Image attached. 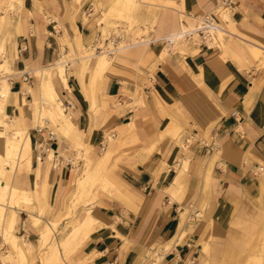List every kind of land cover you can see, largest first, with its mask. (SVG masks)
<instances>
[{
	"label": "crops",
	"instance_id": "crops-1",
	"mask_svg": "<svg viewBox=\"0 0 264 264\" xmlns=\"http://www.w3.org/2000/svg\"><path fill=\"white\" fill-rule=\"evenodd\" d=\"M203 13L213 18L214 40L163 53L175 36L198 34L201 20L193 19ZM118 15L131 17L143 37L124 32L111 55ZM5 32L12 93L5 111L14 128H27L31 147L10 181L28 201L7 210L6 227L26 264L41 247L61 249L87 215L93 222L61 264H264V0H20ZM62 52L72 54L68 88L54 69L65 62ZM101 54L106 65L94 79ZM43 69H52L71 119L68 130L51 119L57 137L48 144L70 157L83 145L92 166L106 158V189L74 212L83 158L80 170L50 167L52 149L36 158L35 142L48 131L37 130L45 123L37 110L45 106ZM35 205H47L46 214L32 212ZM18 209L27 238L15 234ZM196 210L200 217L190 218ZM4 243L14 252L6 262L21 264Z\"/></svg>",
	"mask_w": 264,
	"mask_h": 264
},
{
	"label": "bare ground",
	"instance_id": "bare-ground-1",
	"mask_svg": "<svg viewBox=\"0 0 264 264\" xmlns=\"http://www.w3.org/2000/svg\"><path fill=\"white\" fill-rule=\"evenodd\" d=\"M202 25H203L202 27H204V26H206V23H204V21H202ZM202 27H200V28H202ZM96 65H98L97 72L102 70L103 66L106 65V57L104 54L100 55L98 63L95 64L94 66H96ZM2 66H4V65L0 64V68ZM54 69L58 72V74H59V76L63 82V85H65V87L68 88L67 75L65 72L66 70L64 71V69H65L64 64L61 61H58L56 66L54 67ZM51 70L52 69H43L41 71L40 94H41V102L45 106H40V108L37 110H38V113L40 114V118H43V116H44L45 118H50L53 121H54L53 118H55L59 122L61 120L60 123H62V124H60L59 130H61V128L62 129L65 128L64 130H68L67 128H69L71 125V119H70L69 114H65L62 101L60 99L56 98L57 93L54 89V86L51 83V80H50V78L52 76ZM5 71L0 70V74L5 72ZM39 76H40V74H39ZM11 94L12 93L10 91V82L6 79H0V113H1L2 117H5V118H9V116H7L5 113V107H6V104L10 101ZM13 101H14V97H13ZM8 120L10 121V119H8ZM46 120L47 119H44V118L40 119V122H39L40 125L42 123H44ZM38 121H39V119H38ZM0 141L2 142V149H0V236L2 237V239L5 242H11L12 243V245L16 249L17 257L20 260L19 263L26 264V259H25V254H24L25 251H22L21 247L18 245V239L16 238V236H14L10 232V230L8 228L9 226L6 227V215H7L8 209L14 208L15 206H20V204H22V203H20V201L21 200L22 201L23 200L28 201V198L26 197V193L24 191L17 189L15 186H12L10 184V177H11L12 173H11V171H8V169H6V167L10 165V162H12V164L14 163L15 167H16V165L22 164L24 162L29 163L31 147H30V143H29L27 128L21 127L19 129H16V130L13 129V130L8 131L6 129V122H4L3 119L2 120L0 119ZM49 156L52 157L51 151H50ZM1 158H5L3 160V163L1 162ZM105 159H106L105 156L100 157L93 164L92 167L89 166L85 170L84 176L78 178V180H77L78 193H77V196L73 200L74 202H75V199H77L79 196L83 195L84 193L89 192L91 185L96 180L100 179L101 181H103L102 183L104 186L105 179L103 178V173H102L104 170L102 171V169H103L104 164H105ZM104 187H106V186H104ZM86 195L87 194H85V196ZM80 199H77V201L79 202ZM80 201H82V200H80ZM87 216H88V218L87 219L85 218L86 220L84 222H81L83 224L81 226H78L79 228L75 232L72 233L69 240H67L62 245H59L61 249H58L57 246L56 247L54 246L53 252L51 253V255L48 258H46L42 262L43 264H61L62 263L63 255H66L68 253V251L70 250L72 242L75 240L78 241L77 238H80L83 235L81 237V239H82L84 237V232L91 225V222H93L92 219H90L89 215H87ZM36 221L37 220H35V222ZM50 235H51V231L49 229L44 234L41 235V241H42L43 246H45L49 242V240H51ZM76 244H77V242H76ZM27 247H28V249H30L31 245L29 243H27ZM59 250H62V251H59ZM152 256L155 257V255H152ZM254 263L255 264L260 263L259 259L255 258ZM0 264H7V262L5 260L1 259Z\"/></svg>",
	"mask_w": 264,
	"mask_h": 264
},
{
	"label": "rangeland",
	"instance_id": "rangeland-1",
	"mask_svg": "<svg viewBox=\"0 0 264 264\" xmlns=\"http://www.w3.org/2000/svg\"><path fill=\"white\" fill-rule=\"evenodd\" d=\"M19 5H20V0H0V64L4 65V66H2L0 68V70H3V71L6 70L5 72H3V73L0 74V79H6V80H8L6 74L9 72V71L7 72V70H8L7 68L9 67V59L6 56V44H5V42H6V32L4 33V31H5L6 25L8 23H10L12 21L13 17L19 12ZM118 17H119V21L117 23H113V25H114L113 26V30H114V32L116 34L123 35L124 32L127 33L129 31H133L134 32V38H138L139 39L140 37H143V36H141V35H143L142 34L143 33L142 30H140V29H136L135 30L134 29L133 26L135 24V21L133 19H131V17H126V16H123V15H118ZM199 20H200V17L198 15H196L194 17V19H193V21L195 23L197 21H199ZM201 24H202L201 21H199L197 23V27H200ZM193 28H195V27H192L191 30H193ZM207 31H208L209 35H207L205 39H206V41H208V43H211L214 40V34H215L216 31L212 28V26H209ZM108 34H109V32L107 30H104L103 31V34L101 36L103 38L100 41L101 43H102V40L104 39V37L107 36ZM220 35H221V33L218 32V36H220ZM201 39H202V37L200 35H198V34H195V33L184 34L183 36H182V34H180V35L175 36L173 38V42H167L166 43V45L164 46L163 53H166L170 49L171 50L172 49H181V47L183 45H185L188 41L193 40V41H196L197 42V41H200ZM123 43H124V41L122 40L120 42L117 41V42H115V44L114 43L113 44L117 47L119 45H122ZM98 44L97 43H94L93 45H89V47H82L81 53L82 54H86V53H88L89 50H90V52L95 51L96 49L95 48L92 49V47H94V46H96ZM110 46H112L111 43H109V47ZM99 48L102 49L101 44L99 45ZM62 54L64 55V59L65 60L66 59H70L72 57L71 56L72 55L71 53H67L66 54V53L62 52ZM113 54H114V52L111 55H113ZM102 71H103V68L99 72L95 73L94 74V79H95V76H97V75L100 76L101 73H102ZM5 113H6V111H5ZM6 115L9 116L8 113H6ZM43 118H45V117L43 116ZM43 118H41V119H43ZM0 119L1 120L3 119L4 122H6V129L8 131L13 130V129L14 130L19 129V128H14L12 126V121H11L12 118L10 116H9V118H5V117H2V115L0 113ZM8 119H10V121ZM47 120H48L47 125H49V127L55 131V126L52 125V122H51L52 120L50 118H48ZM55 133H57V132L55 131ZM0 149H2V147ZM82 151H86V149L84 148V146L83 145L77 146V151H76V154H75L76 156H73V157H70L69 156V157L71 158V161L73 163L72 164L73 167H77L78 170H80V168H79V166H80L79 165V160L81 158H83V161H84L83 169L84 170L83 169L82 170L84 172L89 166L92 167V165H91L90 161L88 160V157L86 155V152H83L82 153ZM65 156H68V155H65ZM4 159L5 158H1V162L2 163H3V160ZM14 165H15L14 163L12 164V162H10V165L6 167V169H8V171H11L12 174H13V169L15 167ZM49 165H50V167H52L51 158L49 159ZM255 171H256V168H255ZM11 178H12V175L10 177V181H11ZM102 182L103 181H101L100 179L96 180L91 185L89 192L84 193L83 195L79 196L81 199L79 197L77 198V199H80L82 201L79 200V202H78L77 199H75V202H74V201L71 200V203H70L71 206H69V209H71L74 212L79 204L86 203L87 201H92L93 199H95L97 190L99 188L106 189V187H104L106 185L104 184V186H103V183ZM93 187H96V189H95L96 191L92 194L91 193V189ZM85 194H87V195L85 196ZM39 206L40 205H35V207L33 208V211L32 212L38 211L40 214L45 215L46 214V211L48 209V206L47 205H42L41 207H39ZM21 211H22V209H18V211H17L18 212V217H17V221H16V224H17V232H15V231L14 232L17 235L19 233V234L23 235L25 238H27L26 237V234L23 233L24 229L22 228V212ZM27 211L28 210H26V213L31 217L32 221H34L32 215H30V213H28ZM71 215H72V213L71 214H68V215L65 214V216H68V217L71 216ZM199 215H201V213H199ZM54 228H55L54 237L56 236L55 238H59L60 235H57V233H59V230L56 229V227H54ZM15 230H16V225H15ZM1 242L4 243L5 241L0 236V243ZM33 243L35 244L36 241H33ZM8 252L10 254L14 255V252H12V248L9 245H7L6 243L1 244L0 245V258L2 260H5V261L7 260V259L4 258L3 255L4 254H7ZM34 253H35V255H34L35 258L32 261V263L34 264L36 262V260L39 259V261L41 262V264H43L41 258L43 256H45V255L50 256L51 253H52L51 244H48L46 247H43V248L41 247L37 252L34 251ZM40 255H42V257ZM13 259H15L14 256H13ZM7 264H13V263L12 262L10 263V261H7Z\"/></svg>",
	"mask_w": 264,
	"mask_h": 264
},
{
	"label": "built area",
	"instance_id": "built-area-1",
	"mask_svg": "<svg viewBox=\"0 0 264 264\" xmlns=\"http://www.w3.org/2000/svg\"><path fill=\"white\" fill-rule=\"evenodd\" d=\"M222 1L227 2L229 0H222ZM198 16L200 17V20H202V21H204V23H206V26H204L202 28L198 27V28H196V31L198 32V35H200L202 37V39H205L206 36L209 35V33L207 31L208 27L213 26V23H214L213 18L211 15L206 14V13L199 14ZM119 36H120L119 34L115 33V37H111L108 40V43L112 42L115 44L116 38ZM115 48H116V46L114 45L113 48L108 49V52L113 53ZM64 64H65V67H68L70 64L69 59H66ZM232 113L235 114V111H233ZM47 123H48V120H46L42 126H38V129H37L38 131H40L42 128L46 127V128H48V131H47L46 137H42V139L35 142L36 158L39 157V152H38L39 149L41 151L40 155H42V156H44L46 153H48V150L52 149L53 150L52 151V157H51L52 167L56 168V167H59L60 165H72L73 163H72L71 158L69 156H65V155L58 153L56 150H54L51 147L50 144H48L47 140L54 139L57 136L55 134V131L48 127ZM199 213H200V211L196 210L195 212H193L191 214L190 218L199 217Z\"/></svg>",
	"mask_w": 264,
	"mask_h": 264
}]
</instances>
